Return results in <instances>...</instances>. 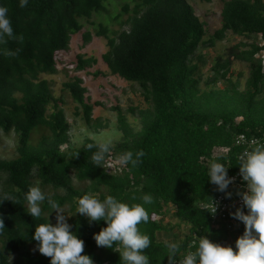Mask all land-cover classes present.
I'll return each instance as SVG.
<instances>
[{
  "label": "trees",
  "instance_id": "obj_1",
  "mask_svg": "<svg viewBox=\"0 0 264 264\" xmlns=\"http://www.w3.org/2000/svg\"><path fill=\"white\" fill-rule=\"evenodd\" d=\"M109 1L118 2L121 13H109ZM223 1L222 26L210 34L189 0H29L24 8L19 7V0H0L8 9L14 35L23 36L22 42L8 39L0 44V132L15 133L18 139L15 158L0 157V198L8 194L13 199L0 202L4 226L0 229V264H50V258L39 253L31 239L35 226L48 222L49 213L46 201L41 204L40 218L27 213L24 196L31 186L45 193L49 190L46 195L70 214L71 230L84 241L81 254L89 255L94 264L121 261L116 246L98 247L93 239L106 224H89L75 214L76 200L85 194L101 200L112 195L129 204L142 203L144 194L153 197L152 204L144 205L149 222L138 225L151 241L144 250L150 264H169L166 242L158 238L167 228L156 220L169 208L188 226L187 236L178 241L176 261L195 250L200 236L236 250L234 232L226 226L213 228L211 215L205 211L211 199L224 195L208 183L206 174L213 161L225 164L228 175L238 172L242 149L236 146L237 137H258L264 131V63L257 58L264 53L260 43H264V0ZM104 12L105 22L96 32L108 40L109 50L102 61L112 75L138 85L147 106L130 110L141 124L137 132L121 109L115 108L123 136L110 146L102 165L96 166L91 160L97 150L93 140L64 149L70 144L71 125L61 107L63 100L53 96L51 83L41 75L56 74L57 56L82 31V21ZM124 15L128 18L122 22ZM114 20L129 29L111 31L108 25ZM228 33L247 42L216 59L213 76L202 89L206 60L199 52L214 48ZM91 40L87 33L85 42ZM234 61L249 66L243 90L231 81ZM97 63V58L80 55L75 69L83 71ZM221 81L229 85L221 89ZM64 89L83 110L88 125L97 130L107 127L94 120L81 77L64 83ZM32 135L37 136L34 143ZM88 144L94 147L89 149ZM128 151L133 159L141 151L143 156L135 165L112 170L109 160Z\"/></svg>",
  "mask_w": 264,
  "mask_h": 264
},
{
  "label": "clouds",
  "instance_id": "obj_2",
  "mask_svg": "<svg viewBox=\"0 0 264 264\" xmlns=\"http://www.w3.org/2000/svg\"><path fill=\"white\" fill-rule=\"evenodd\" d=\"M29 0H19V7L27 6ZM8 39L23 41V36L14 35L11 21L8 17L7 7L0 5V44ZM9 55H15L9 52ZM111 140H106L95 145L96 151L91 160L94 165L101 166L106 154L110 151ZM87 147L92 149L93 144ZM133 159L131 151L125 152L119 157L121 165L131 163L135 165L143 152L135 154ZM239 177L243 183V190L237 191L241 198L243 209L237 207L229 215L242 222L244 231L235 241V251L232 246H222L214 243L207 236H200L195 243V250L183 254L177 262L180 245L176 242H166L165 248L169 264H264V144L256 143L250 150L244 151L239 157ZM208 183L213 185L215 191L223 193L226 199H230L232 193L228 191L229 185L234 182V177L228 175V167L225 164L213 161L207 168ZM27 213L32 218H40L42 215L41 204L45 201L49 209L48 222L35 226L31 239L36 242V249L50 258V264H94L93 259L82 255L84 241L73 232L72 225L67 218L61 204L46 195L39 186H31L25 193ZM142 203H125L112 195L103 200L95 195L85 194L76 200V212L85 217L89 224L103 221L106 227L93 234V239L98 247L113 249L120 255L121 264H150L149 257L144 250L150 246V238L142 233L138 225L148 223L150 215L144 205L153 203L150 194L140 197ZM13 201L8 194H2L0 202ZM208 213L215 215L217 203L211 199V210ZM55 213V223L49 220V216ZM3 219L0 218V229H3ZM190 247H192L190 245Z\"/></svg>",
  "mask_w": 264,
  "mask_h": 264
},
{
  "label": "rangeland",
  "instance_id": "obj_3",
  "mask_svg": "<svg viewBox=\"0 0 264 264\" xmlns=\"http://www.w3.org/2000/svg\"><path fill=\"white\" fill-rule=\"evenodd\" d=\"M189 2L193 6L196 15L206 23L210 34L221 28L223 0H211L210 2L189 0ZM134 6L135 4L131 3L130 8L133 9ZM107 8L109 13L116 11L115 14L121 13L122 9L116 1L107 2ZM106 16L107 12H104L100 15L95 14L90 20H83V29L72 37L69 49L58 54L56 74L41 75L42 79L48 80L51 83L53 96L56 99L63 100L61 107L64 109L66 119L71 125L70 144L68 147L65 146L64 149L78 148L82 146L86 139H91L96 144L106 140H111V146L117 144L122 139L123 134L118 129L116 107L120 108L123 114L127 116L129 123L136 132L141 129L139 120L130 111L134 108H146L147 106L140 94V88L136 84L129 83L118 76L112 75L108 66L102 61V56L109 50L108 40L105 37L97 36L96 32L98 25L101 22H105ZM127 18L128 15H124L122 22ZM110 21L111 19L107 17L106 23ZM108 28L111 31H127L129 29L128 26L122 27L120 22L115 20L108 25ZM87 33L92 35V40L89 43L85 42ZM241 42L247 41L242 37L228 33L226 39L218 42L214 48H202L200 50L199 53L205 56L206 60V63L202 65V89L206 88V82L213 76L212 68L216 63V59L220 56H226L229 48L239 45ZM260 43L264 44L262 41ZM80 55L84 58H97L98 63L93 67H88L78 72L75 67L78 56ZM257 58L262 59L264 63V53L258 55ZM249 73V66L246 63L234 61L231 68V81L233 83H239L240 89L243 90L246 87ZM75 76L81 77L83 79V86L87 88V103L94 108V120L99 119L100 123L107 125L106 128L97 130L88 125L83 119V110L72 100L70 93L64 89V83L72 81ZM227 85L229 84L224 81L218 83V87L221 89ZM35 140H37V136L32 135L31 142L34 143ZM17 142L18 139L15 133L4 134L1 131L0 157L4 159L15 158ZM109 162L112 170H115L117 166L121 165L118 157L109 160ZM46 193H49V190ZM65 213L70 215L67 211ZM49 217L55 222V213ZM156 220L160 221L162 226L167 228L158 235L159 240L178 243L179 240L185 238L188 234V226L177 219L173 208H169L168 213L163 218L156 217Z\"/></svg>",
  "mask_w": 264,
  "mask_h": 264
},
{
  "label": "built area",
  "instance_id": "obj_4",
  "mask_svg": "<svg viewBox=\"0 0 264 264\" xmlns=\"http://www.w3.org/2000/svg\"><path fill=\"white\" fill-rule=\"evenodd\" d=\"M256 143L264 144V131L258 137L248 138L246 135H239L236 139V146L242 149L240 155L244 151L250 150L256 145ZM229 176L234 177V182L230 184L228 188V191L232 193V196L230 199H226L224 195H219L213 200L217 203V212L215 215L210 214L212 220L211 226L216 229L226 226L229 230L234 232L236 238H238L243 234L244 225L242 222L232 218L229 213L234 212L237 207L243 209L242 200L236 194L237 191L243 190V183L239 177V171ZM206 209L208 211L211 210V203L206 205ZM243 210L246 212V209Z\"/></svg>",
  "mask_w": 264,
  "mask_h": 264
}]
</instances>
